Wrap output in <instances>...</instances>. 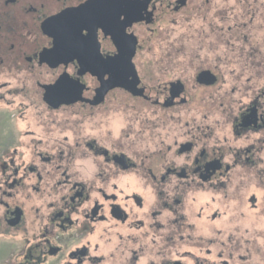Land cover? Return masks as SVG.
Listing matches in <instances>:
<instances>
[{
  "label": "flooded vegetation",
  "instance_id": "af4514ba",
  "mask_svg": "<svg viewBox=\"0 0 264 264\" xmlns=\"http://www.w3.org/2000/svg\"><path fill=\"white\" fill-rule=\"evenodd\" d=\"M0 264H264V0H0Z\"/></svg>",
  "mask_w": 264,
  "mask_h": 264
},
{
  "label": "rangeland",
  "instance_id": "374dc122",
  "mask_svg": "<svg viewBox=\"0 0 264 264\" xmlns=\"http://www.w3.org/2000/svg\"><path fill=\"white\" fill-rule=\"evenodd\" d=\"M199 33H201L200 28H189L187 25L164 27L161 29V32L157 34L155 43H150V45L146 47V51H149L152 47L154 51L160 54L158 58L161 57L162 62H165L163 57H166L167 53L182 51V46L185 51L196 52L199 49L202 51L206 49L207 46H211V41H209L211 38H199Z\"/></svg>",
  "mask_w": 264,
  "mask_h": 264
}]
</instances>
